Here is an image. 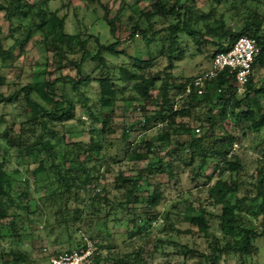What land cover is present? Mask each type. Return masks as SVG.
I'll list each match as a JSON object with an SVG mask.
<instances>
[{
  "label": "trees",
  "instance_id": "1",
  "mask_svg": "<svg viewBox=\"0 0 264 264\" xmlns=\"http://www.w3.org/2000/svg\"><path fill=\"white\" fill-rule=\"evenodd\" d=\"M50 1L7 0L5 5L0 4V12H4L5 19L9 21V32L14 37V44L22 48L34 35H40L39 43L52 55L51 65L55 72L54 80L43 78L39 81L28 82L8 96L0 92V103L12 104L21 94L25 106V119L20 122L18 133H14L13 127L0 132V219L11 218L8 224L1 226L3 229L0 232L1 237L8 236L16 242L26 237L27 234L17 232L14 220L19 218L22 211L31 212L29 207L33 201L29 180L16 178L17 170L11 173L6 170L5 155L13 151L20 160H29L33 155H39L40 160L37 164L41 165L40 169L47 177L46 180L41 181L45 195L44 198H40V201L48 202L49 207H54V213L59 214L60 217L57 219L58 225L79 222L83 218V209L70 208V205L82 201V192L88 191L92 184L100 186L99 171L103 164L98 159L95 160L98 164L90 166V163L98 153L104 154L109 145L106 136L113 133L112 117L118 107L117 102L123 103V106H120L122 109L128 106L133 107L142 115L141 121L132 122L127 124L126 128H121L119 142L122 148L120 151L129 161H149L144 169L135 171L133 178L124 179L126 181L124 186H117L123 187L125 191L116 202L110 203L102 225L105 224L106 217L112 211L114 214L118 211H125L130 228L128 238L140 235L155 219V216L147 218L146 214L143 218L142 212L138 214L133 205L146 203L147 208H154L159 204L161 196L158 190H154L143 198L138 189L146 182L147 175L164 172L171 174L172 163L171 160L166 161V159L168 157L171 159L179 149L186 153L184 163L189 161L188 165L193 166L197 161L196 177L202 175L213 157L220 159L218 168L220 175L227 172L231 175L239 174L242 171L240 160L235 156H229V150L225 146L232 142V136L224 133L222 138H211L212 135L209 133L214 130L218 122L221 124L226 120H231L234 124L244 122L245 126L252 131L263 128L264 102L261 99H264V79L261 86L255 89L252 73L244 92L238 94L233 75L224 71L208 80L204 93L199 95L195 90L186 93V87L195 77L209 68L192 78L176 83L170 71L174 66V60L184 54L180 46L181 35L193 38L198 45L205 42L213 46L211 61L216 54L229 50L240 36L251 37L260 48L258 56L254 59L252 71L258 67H264V0H234L242 4L248 1L258 2L263 7L262 13L255 9L249 10L235 24L228 23L226 18V14H231L237 6L234 1L231 9L221 12L218 7L227 5L229 0H207L210 7L208 11L203 12L196 9L197 0H149V7L140 10V18L149 22L148 28L141 29L135 22L130 28L128 38L124 40V42L132 40L136 35H140L148 49V59L142 60L139 56L129 57V63L116 67L114 69L116 72L111 69L106 55L112 57L120 55L118 47L121 42L115 34L118 29L117 23L120 20L119 14L124 9L125 1L118 0L117 12L108 18L107 7L101 3V0H87L89 3L98 4L104 10L102 21L115 39L108 44L101 43L98 37L91 35L84 38L79 32L67 33L64 16H61L58 10L50 8ZM156 17L171 19L174 22L168 27L152 32L149 36L147 30L152 27L151 20ZM24 21H27L25 26H23ZM15 22H18L17 26H14ZM160 33L167 35L168 46L166 52L162 51V54L165 53L168 64L163 73L150 75L147 68L155 60L150 47ZM7 57H9V50H3L0 28V59L4 62ZM88 61L95 63L94 72L97 73V104L99 106L97 114H94L88 106L87 98L80 90V86L86 85L89 81L88 76H83V67ZM68 64L75 71L74 76L63 73ZM2 82L3 78L0 77V83ZM59 85L61 88L58 87ZM68 86L72 92L80 96L79 102L85 108L84 113L91 116L92 130L99 134V138L95 139L90 133L86 142L65 140L66 132L63 122L74 118L76 104L67 91ZM155 88L158 89V94L154 97L152 91ZM173 90L176 92L174 96H171L170 92ZM126 92H129L128 95ZM203 106L206 108V113L204 124L202 123L200 127L205 125L207 128L203 134H197L200 130L195 132L187 119L192 117L195 109ZM139 128L144 132L152 129L155 132L139 141H131V134L139 131ZM156 145L165 154L158 160H150V154L153 153ZM110 161L115 163L121 160L116 159V156L109 157L105 160L107 164L104 166L106 167ZM32 175L36 174L32 172ZM118 180H123V177L119 176ZM255 186L258 193L262 194L264 176L261 170L257 171ZM238 188V182L232 178L229 182L219 178L207 189L208 197L213 204L221 207L218 218L224 233L222 240L209 232L206 211L203 208L187 207L188 214L184 220L196 227L205 239L212 238V241L208 242L209 252L199 253L200 262L198 264H220L221 258L229 254L243 260L254 253V239L256 237L264 239V221L259 231L246 219H240L239 206L242 205L243 199H238L236 196ZM100 190L96 188L90 200L102 205L103 201L106 202L108 199L106 195L103 198L99 197L97 193ZM257 199L258 197L246 200L255 202ZM223 224L230 227V234H227ZM84 243L83 237L74 249L64 251L79 250ZM186 251L192 250L186 249ZM141 258L140 248L136 252L126 254L116 263L123 260L125 264L131 262L142 264ZM109 259V257L102 256L97 246L96 264H104L103 262ZM9 263L31 264L29 254L19 248L11 249L7 253L0 252V264Z\"/></svg>",
  "mask_w": 264,
  "mask_h": 264
},
{
  "label": "rangeland",
  "instance_id": "2",
  "mask_svg": "<svg viewBox=\"0 0 264 264\" xmlns=\"http://www.w3.org/2000/svg\"><path fill=\"white\" fill-rule=\"evenodd\" d=\"M7 0H0V4L5 5ZM32 0H28L31 2ZM125 6L119 14L120 20L117 23L116 38L121 42L118 47L120 55L112 57L106 55L111 69L120 65L129 63V57L139 56L142 60L148 59V49L141 40L140 35H136L134 39L125 41L128 38L130 28L135 22L139 24L141 29L148 28V21L140 18V10L149 7V0H124ZM229 0L227 5L218 7L219 11L231 9L234 2L237 4L231 14L227 13L228 23H237L251 9L262 13L263 7L261 3L248 1L242 4L238 1ZM101 3L107 7L108 18H111L119 8L118 0H101ZM49 6L52 10H58L61 16L65 18V31L67 33L79 32L84 38L91 35L98 37L103 44H108L115 39L110 35L108 27L102 21L104 10L96 3H89L87 0H51ZM210 7L207 0H197L196 9L206 12ZM174 21L171 19L153 18L151 20L152 27L147 30V35L152 32L168 27ZM27 24L24 21L23 26ZM18 22L14 23L17 26ZM0 28L2 36L3 50H9V57L4 62L0 59V77L3 82L0 83V92L8 96L16 92L19 88L28 82L39 81L43 78L54 80L55 72L52 67V55L47 52L43 45L39 43L40 35H34L28 43L22 48L14 44V37L9 32V21L4 17V12H0ZM264 34V26H263ZM15 35H17L15 33ZM92 40V38H90ZM200 40V39H199ZM168 39L165 33H160L155 43L150 47V52L155 60L151 63L147 71L150 75L163 73L168 61L163 52H166ZM180 46L184 52L182 57L174 60V66L170 71L174 82H182L186 78H192L205 71L211 65L210 55L214 47L209 43L203 42L196 44L195 40L186 35L180 36ZM95 63L86 62L83 67V76L89 77L86 85L80 86V90L87 98V104L97 114L99 111L98 102V83L96 81L97 73L94 72ZM63 73L74 76L75 71L71 65H66ZM253 83L255 89L261 86L264 79V67L255 68L253 71ZM159 82L157 83V86ZM61 88V86H58ZM157 88V87H156ZM152 91L155 97L158 89ZM67 91L76 101L74 118L63 122L64 131L66 132V141H88L90 133L97 139L99 134L93 131L91 116L84 113V107L79 102L80 96L71 91L68 86ZM127 91V90H126ZM175 90L171 91L174 96ZM129 92H126L128 95ZM264 102V99H261ZM117 109L112 117L111 129L113 133L106 136L108 146L103 153H98L92 159L90 166L102 162L99 171L100 186L92 184L88 191L82 192V201L72 203L70 208L79 207L83 212V218L78 222H70L68 225H58L57 219L59 214L54 213V207H49L48 202L42 203L40 198L45 195L42 187L43 180H46L45 172L40 169L38 162L39 155H33L29 160H20L13 151L6 156V170L12 172L18 171L16 178H26L30 182V192L33 201L30 203L29 211L20 212L19 218L16 220L17 232L27 234L25 238L13 241L8 236H0V252H9L11 249L19 248L29 254L31 264H51L52 254L63 252L67 249H74L81 238H92L95 245L100 248L104 257H109L104 264H125L122 259L126 254L142 250V264H198L200 262L199 253H208V242L212 238L205 239L196 227L188 224L184 217L188 214L187 207L203 208L206 211L209 232L215 237L222 238V231L219 215L220 206L214 205L213 201L208 197L207 189L212 186L219 178L229 182L231 178L238 182L239 188L237 198L243 199L240 207V219L244 218L253 224L256 230L261 229L264 221V188L262 194L256 189L257 171L261 170L264 176V127L258 131L248 129L244 122L234 124L231 120H226L221 124L218 122L214 130L209 134L211 138H222L223 134H229L233 140L225 146L229 150V156L237 157L242 165V171L239 174L231 175L229 172L220 175L218 172L220 159L213 157L210 159L207 167L203 170L202 175L196 177L197 161L192 165H188L189 161L184 163L186 153L181 149L177 150L171 159L168 157L166 161L171 160L172 173H154L145 177L146 182L139 187L138 192L145 198L152 191L158 190L160 193L159 204L154 208H147L146 203L141 205H133L134 210L142 217L147 218L155 216L150 225L140 234L133 238H128L130 230L127 224L128 215L125 211H118L114 214L112 211L106 217L105 224L102 225L103 217L108 211L110 203L116 202L125 191L123 187L126 181L124 179L133 178L136 170L144 169L149 160L129 161L121 152L122 144L119 142L121 128H126L127 124L135 123L142 120L139 110L133 107L122 109V102H117ZM264 105V103H263ZM124 108V107H123ZM206 108L193 111L192 117L187 119L188 124L194 128H199V133L206 131V126L200 127L204 122ZM25 106L20 94L12 104L0 103V132L7 128L13 127L14 133H18L20 122L25 118ZM204 124V123H203ZM220 124V126H219ZM121 126V127H120ZM155 132L154 129L144 132L139 128L131 134L130 140L139 141L144 137H148ZM196 132V131H195ZM183 139V138H182ZM180 141V139H178ZM3 145V144H2ZM153 148L150 154V160H158L165 154L160 150L158 145ZM188 155V154H187ZM116 156L121 161L108 162L105 160L109 157ZM188 157V156H187ZM153 158V159H152ZM83 159V157H82ZM196 160H198L196 158ZM34 172L36 175H32ZM122 176L123 180H118ZM119 184V185H118ZM95 186V187H94ZM101 189L100 198L107 196L108 201H103L102 205L94 203L90 200L94 196V190ZM255 202L246 200L247 198H257ZM44 198V197H43ZM94 203V204H93ZM132 206V205H131ZM145 213V214H144ZM11 218L0 219V232L3 230L2 225L8 224ZM142 224V223H141ZM227 234H230V227L223 224ZM110 234V236H109ZM12 240V241H11ZM255 251L251 256L240 260L234 255H224L220 264H264V239L256 237L254 239ZM192 250V251H186ZM114 258V260H112ZM10 264V263H9ZM29 264V263H25ZM130 264H133L132 262Z\"/></svg>",
  "mask_w": 264,
  "mask_h": 264
},
{
  "label": "built area",
  "instance_id": "3",
  "mask_svg": "<svg viewBox=\"0 0 264 264\" xmlns=\"http://www.w3.org/2000/svg\"><path fill=\"white\" fill-rule=\"evenodd\" d=\"M259 52L260 48L253 38L240 36L229 50L214 56L209 69L195 77L187 85L186 93H190L192 90H195L199 95L204 93L208 80L228 71L234 77L238 94H242L253 73L252 65ZM195 131L198 132L199 129H195ZM84 241V246L79 250L63 251L52 256L51 264H96L97 246L91 239L84 238Z\"/></svg>",
  "mask_w": 264,
  "mask_h": 264
}]
</instances>
